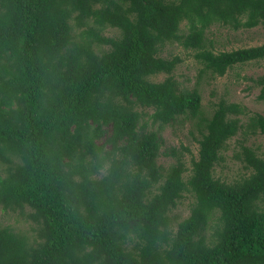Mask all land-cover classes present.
I'll return each instance as SVG.
<instances>
[{"label":"trees","instance_id":"1","mask_svg":"<svg viewBox=\"0 0 264 264\" xmlns=\"http://www.w3.org/2000/svg\"><path fill=\"white\" fill-rule=\"evenodd\" d=\"M215 23L264 26V0H0V209L34 223L0 226V264H264V155L242 143L244 173L214 174L231 137L264 135V115L244 123L224 97L207 114L173 76L181 57L161 55L194 50L211 77L264 60V42L208 47ZM254 83L264 101V73ZM181 116L197 155L188 166L170 146L163 167L160 130Z\"/></svg>","mask_w":264,"mask_h":264},{"label":"rangeland","instance_id":"2","mask_svg":"<svg viewBox=\"0 0 264 264\" xmlns=\"http://www.w3.org/2000/svg\"><path fill=\"white\" fill-rule=\"evenodd\" d=\"M184 25L185 22L181 24L183 30H185ZM115 32V29L107 28L103 34L110 36L114 35ZM205 38L207 46L212 45L216 51H229L240 47L254 46L264 42V26L258 25L249 29L234 30L226 25L215 23L208 27ZM193 54L194 50L185 49L178 43L166 44L161 53L166 57L171 55L181 57L182 62L176 67L173 76L178 81L179 88L191 89L195 85L199 87L202 108L207 114L211 112L214 104L221 97H224L227 101L238 103L243 107L244 113L238 114V117L244 123L247 121L248 115L254 113L264 115V101L257 99L259 87L254 83V78L264 73V60L236 65L227 70L223 76L211 77L209 72L199 73L202 65L193 57ZM166 76V74H158L153 77V80H162ZM145 120L147 121V129H158V125L151 124L148 117H145ZM190 122L181 116L160 130L163 144L160 147L161 154L157 159L158 164L166 167L172 161L171 157L164 155V151L168 147L174 146L178 150L181 145H184L191 151V153H183L187 165H190V158L196 157L198 151V143L188 133ZM244 131L245 129L239 131L237 135L227 141V147L223 150V159L215 166V176L231 181L244 173V163L235 157L240 152L242 143L254 147L260 154L264 155V135L260 133L245 134ZM192 201V196L188 194L177 202L176 207L171 210L174 225L188 216ZM5 225H11L15 229L34 235V232L30 230L34 223L24 219L17 212L0 209V226Z\"/></svg>","mask_w":264,"mask_h":264}]
</instances>
